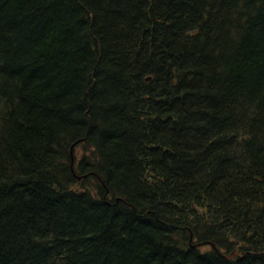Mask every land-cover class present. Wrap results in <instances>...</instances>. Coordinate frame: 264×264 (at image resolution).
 I'll return each mask as SVG.
<instances>
[{
    "label": "trees",
    "instance_id": "1",
    "mask_svg": "<svg viewBox=\"0 0 264 264\" xmlns=\"http://www.w3.org/2000/svg\"><path fill=\"white\" fill-rule=\"evenodd\" d=\"M263 111L264 0H0V264H264Z\"/></svg>",
    "mask_w": 264,
    "mask_h": 264
},
{
    "label": "bare ground",
    "instance_id": "2",
    "mask_svg": "<svg viewBox=\"0 0 264 264\" xmlns=\"http://www.w3.org/2000/svg\"><path fill=\"white\" fill-rule=\"evenodd\" d=\"M241 1V0H240ZM256 2V1H255ZM261 4V3H260ZM250 5V4H249ZM249 7V6H248ZM256 7V6H255ZM254 11V10H253ZM193 12V11H192ZM191 13V12H190ZM253 13V12H252ZM194 14V13H193ZM247 14V13H246ZM192 18V17H191ZM253 22H254V20H253ZM246 32V31H245ZM248 37V36H247ZM244 39V38H243ZM243 41V40H242ZM243 43H244V41H243ZM247 45V44H246ZM243 48V47H242ZM92 56H93V54H92ZM213 57V56H212ZM91 58V57H90ZM214 58V57H213ZM220 59V58H219ZM218 61H220V60H218ZM221 62H222V60H221ZM221 65V64H220ZM222 68V67H221ZM224 68V67H223ZM226 68V67H225ZM225 71V70H224ZM228 71V70H227ZM223 72V71H222ZM229 76V75H228ZM151 79V76H148L147 77V80H150ZM252 84V83H251ZM247 86H248V84H247ZM254 86V85H253ZM247 89V88H246ZM263 89V88H262ZM250 90V89H249ZM252 90V89H251ZM256 90V89H255ZM250 92H252V91H250ZM254 92V91H253ZM248 93V92H247ZM248 94H250V93H248ZM255 94V93H254ZM247 97V96H246ZM262 97V96H261ZM243 98V97H242ZM253 99H254V97H253ZM262 103H263V101H262ZM247 104V103H246ZM247 109V108H246ZM256 110V109H255ZM254 111V110H253ZM264 112V111H263ZM258 115V114H257ZM257 118V117H256ZM261 148V147H260ZM260 150V149H259ZM73 159L75 158V153H74V151H73ZM75 160V159H74ZM194 160H196V159H194ZM75 166V165H74ZM75 170V169H74ZM76 173H77V171H76ZM88 177V176H87ZM99 177V179L101 180V181H103V179L100 177V176H98ZM77 180H78V178H77ZM105 196V195H104ZM112 196V195H111ZM107 197H110V196H108V194H107ZM111 198V197H110ZM113 198V197H112ZM118 198V197H117ZM104 199H105V197H104ZM125 199V198H124ZM110 200V199H109ZM108 200V201H109ZM126 204V203H125ZM148 213H150V212H148ZM190 243H191V246L192 247H194V248H197V247H202V246H207V245H211V246H213L215 249H216V251L219 253V254H221V250L218 248V246H217V244L215 243V242H212V241H193V235H191V237H190ZM120 254H121V252H120ZM225 254V253H224ZM126 255V254H125ZM233 255V254H232ZM235 256V255H234ZM225 257V256H224ZM117 259V258H116ZM120 259H122V258H120ZM229 259V258H228ZM111 260V259H110ZM126 260V259H125ZM129 260V259H128ZM122 262V261H121ZM128 262V261H127ZM112 263V262H111ZM117 263V262H116ZM121 264V263H120ZM125 264V263H124Z\"/></svg>",
    "mask_w": 264,
    "mask_h": 264
},
{
    "label": "rangeland",
    "instance_id": "3",
    "mask_svg": "<svg viewBox=\"0 0 264 264\" xmlns=\"http://www.w3.org/2000/svg\"><path fill=\"white\" fill-rule=\"evenodd\" d=\"M78 153H80L79 151H77ZM75 159V158H74Z\"/></svg>",
    "mask_w": 264,
    "mask_h": 264
},
{
    "label": "water",
    "instance_id": "4",
    "mask_svg": "<svg viewBox=\"0 0 264 264\" xmlns=\"http://www.w3.org/2000/svg\"><path fill=\"white\" fill-rule=\"evenodd\" d=\"M79 178H81V177H79ZM222 254V253H221Z\"/></svg>",
    "mask_w": 264,
    "mask_h": 264
}]
</instances>
